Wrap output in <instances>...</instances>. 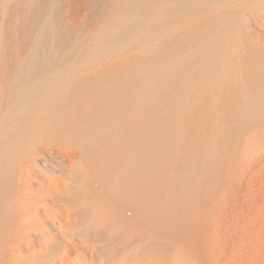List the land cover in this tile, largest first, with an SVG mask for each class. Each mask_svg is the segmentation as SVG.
<instances>
[{
	"label": "rangeland",
	"instance_id": "374dc122",
	"mask_svg": "<svg viewBox=\"0 0 264 264\" xmlns=\"http://www.w3.org/2000/svg\"><path fill=\"white\" fill-rule=\"evenodd\" d=\"M210 1L184 0L183 8L170 10L147 40L133 41L114 50L108 46L110 38L119 31L122 5L92 7L87 0H62L59 25L70 38L61 64L79 63L78 72L102 76L149 69L139 83L143 89L137 97L141 116L151 100H157L156 91L171 88L174 79L199 78L200 65H208L211 59L201 42L213 33L215 20L221 16L235 18V23L219 43L221 62L214 72L223 76L229 67H234L235 79L223 82L219 78L205 93L194 90L195 85L189 83L195 95L182 110L183 123L178 133L182 137L194 129L202 133L195 131L193 136L197 133L198 138L178 143V158L174 156L169 162L172 169L150 183L155 188L154 191L151 185L155 194L150 206H142L145 202L140 200L136 209L131 207L121 201L113 187L106 200L121 212L120 228L109 221L91 224L80 213L83 207L73 202L71 216L63 203L52 202L50 222L42 213L26 221L14 217L12 222L13 217H9L6 224L15 225L11 223V229L5 225L9 230L4 227L6 230L0 232V264H264V111L253 104L259 88L251 84L257 86L250 73L252 61L264 57V0H228L221 6L197 9ZM146 12L147 8L140 11ZM174 34L196 40L192 52H198L197 60L191 67L176 65L169 75L158 80V90L153 88L148 93L147 84L153 78L151 64H160L158 53L169 47ZM204 132L210 137L212 157L178 187L172 170L176 166L183 177L188 172L184 157L191 156L200 146L207 151L201 145L205 142ZM56 169L63 171L42 172L40 179H59L68 173L66 167ZM33 190L36 198L43 196L40 182L33 184ZM22 198L18 200L21 202ZM158 200L168 202L169 208L166 210L165 205L158 209ZM106 225L114 229L108 230Z\"/></svg>",
	"mask_w": 264,
	"mask_h": 264
},
{
	"label": "bare ground",
	"instance_id": "6f19581e",
	"mask_svg": "<svg viewBox=\"0 0 264 264\" xmlns=\"http://www.w3.org/2000/svg\"><path fill=\"white\" fill-rule=\"evenodd\" d=\"M87 1L92 7L122 5L119 31L110 38L108 46L114 50L133 41L147 40L156 31L155 27L166 20L168 12L183 8L184 3V0ZM227 1L211 0L197 9L221 6ZM61 2L0 0V232L12 226L15 218L26 221L42 213L50 222L52 202L63 203L68 216L72 214L71 202L83 207L81 215L95 226L109 221L115 228L123 227L121 212L106 200L109 188L114 187L121 201L135 209L140 200L146 203L142 204L144 207L151 204L155 188L151 184L152 191L150 183L168 173L170 159L177 156L178 143L196 139L197 133L194 136L193 133L199 132L187 131L183 137L178 133L183 123L182 110L195 95L192 91L205 93L219 78L223 82L235 79L234 67H229L228 74L223 76L214 72L221 62L219 43L235 23V18L221 16L215 20L213 33L201 42V48L211 54L209 64L205 62L206 65L199 67L201 78L195 76L189 82L182 73L183 78L174 79L171 88L156 91L157 100L153 102L157 105L151 100L153 105L149 102L148 106L151 105L142 110L145 112L142 117L137 105L142 92L139 83L149 74V69L102 76L78 72L79 63L61 64L70 38L59 25ZM142 8H147L145 14L140 13ZM194 41L183 34L171 37L169 47L158 53L160 64H155L157 61L151 64L153 78L147 84L148 93L158 90V80L169 75L179 63L182 68L194 64L198 56V52H192ZM250 73L257 86L251 84L259 88L253 104L264 111V57L252 61ZM189 83L195 85L194 90L190 91ZM205 136L201 145L207 151L200 146L191 156L186 155V160L182 158L190 174L187 172L182 177L179 173L182 170L174 166L175 183L180 184L176 186H183L193 171L212 157L210 137ZM63 167L68 170L63 177L40 179V173H61L63 170L56 168ZM36 182L44 190L39 198L33 190ZM18 196L23 197L21 202ZM161 200L157 201V208L164 209L167 205V210L169 203ZM9 217L13 221L6 224Z\"/></svg>",
	"mask_w": 264,
	"mask_h": 264
}]
</instances>
